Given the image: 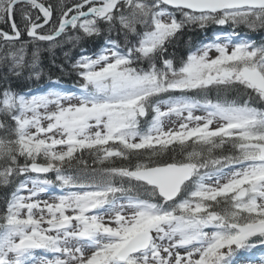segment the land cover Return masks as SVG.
Here are the masks:
<instances>
[{
    "label": "snow or ice",
    "instance_id": "snow-or-ice-1",
    "mask_svg": "<svg viewBox=\"0 0 264 264\" xmlns=\"http://www.w3.org/2000/svg\"><path fill=\"white\" fill-rule=\"evenodd\" d=\"M0 24V264H264V43L237 31L264 0H0ZM64 44L77 91L13 90Z\"/></svg>",
    "mask_w": 264,
    "mask_h": 264
},
{
    "label": "trees",
    "instance_id": "trees-1",
    "mask_svg": "<svg viewBox=\"0 0 264 264\" xmlns=\"http://www.w3.org/2000/svg\"><path fill=\"white\" fill-rule=\"evenodd\" d=\"M66 2L71 4L73 0H66ZM0 27L7 29L8 25L0 24ZM222 30L225 29H222L221 26L215 25H211L204 30L196 27L186 29L180 36L175 48L170 51H174L177 56H182L188 51L189 47L210 42L214 39L215 35ZM237 31L240 32L239 39L252 40L257 44L264 43V31L253 32L246 28H240ZM113 38L123 40L122 36H116L115 33H113ZM102 44L103 39H98L85 42L83 46L88 49V54H92L98 51ZM65 53H68V57H65ZM80 55V47L77 46L74 48L71 44H64L61 47L54 49L52 52H42L40 67L43 69V74L40 79L37 80L34 77L28 78L29 73L25 70L20 78H13L10 81L13 90L28 95H39L51 90L62 92L77 91L80 81L76 74L71 71L70 65L74 63ZM53 61L55 63H53ZM61 65L65 71H61V68L59 67ZM6 71L7 69H0V76ZM56 80H59V83H54ZM2 83L3 82L0 81V84ZM212 97H215V93H212ZM226 98L230 101L236 100L239 102L241 97L235 92H229L226 94ZM117 163H119V161H117ZM49 176L51 178L52 174ZM9 193L10 189L0 187V207H2L3 198Z\"/></svg>",
    "mask_w": 264,
    "mask_h": 264
},
{
    "label": "rangeland",
    "instance_id": "rangeland-1",
    "mask_svg": "<svg viewBox=\"0 0 264 264\" xmlns=\"http://www.w3.org/2000/svg\"><path fill=\"white\" fill-rule=\"evenodd\" d=\"M195 115H203V113L200 112V111H197V112L195 113ZM176 120H177L176 117H172L171 120H166V121H165V127L167 128L169 125H173V126H174ZM45 198H47V197H45ZM241 264H246V262L242 260V261H241Z\"/></svg>",
    "mask_w": 264,
    "mask_h": 264
}]
</instances>
